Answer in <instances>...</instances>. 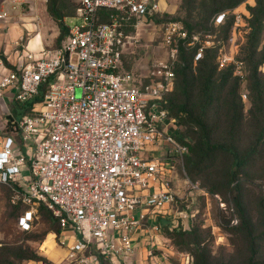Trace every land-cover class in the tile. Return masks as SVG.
<instances>
[{
  "label": "built area",
  "instance_id": "2783aa9c",
  "mask_svg": "<svg viewBox=\"0 0 264 264\" xmlns=\"http://www.w3.org/2000/svg\"><path fill=\"white\" fill-rule=\"evenodd\" d=\"M102 8L113 10L106 22L99 21ZM162 11L161 0H80L60 47L22 52L13 63L7 58L12 66L0 57V109L10 110L2 116L0 186L24 206L21 231L33 230L41 205L52 211L66 233L67 264H133L135 256L144 264H194L168 239L158 241L151 232L159 224L147 220L176 203L171 177L176 167L184 169L189 151L168 108L176 67L182 52L192 53L196 64L208 50H217L220 67L235 64L242 78L245 66L236 58L238 46L220 35L224 11L213 28L196 33L178 20L165 22L164 60L141 75L124 69L135 36L125 33L122 20L135 18L139 27ZM233 13L239 28L245 13ZM30 102L31 113L11 110ZM147 145L156 150L145 153ZM145 225L142 254L134 234Z\"/></svg>",
  "mask_w": 264,
  "mask_h": 264
},
{
  "label": "trees",
  "instance_id": "16d2710c",
  "mask_svg": "<svg viewBox=\"0 0 264 264\" xmlns=\"http://www.w3.org/2000/svg\"><path fill=\"white\" fill-rule=\"evenodd\" d=\"M183 1L191 2L190 0ZM193 1L192 10L200 7L195 5L196 0ZM244 1L205 0L200 7L201 18L204 17L203 22L178 21L182 22L190 33H196L203 29H210L208 23L212 15H214V19L218 13L228 11L225 22L218 27L220 35L224 39H228L232 37L235 29L241 31L240 27H234L235 14L233 10ZM47 11L58 23L61 46L69 34L68 27L63 22V0H47ZM251 11L245 13L247 22L244 25L245 35H242L244 41L238 47L236 54L237 60L244 63V77L235 74V64L220 67L217 50H208L204 58L196 64L193 62L192 53L182 52L176 67V85L169 95L170 115L176 118L180 124L177 137L189 149L185 159L188 158L190 171L205 173L208 177L207 184H209L210 190L224 195L240 193L243 184L250 182L252 170L258 159L263 158L264 166L262 154V145H264V75L259 71L264 63V51H261L259 47L264 30V0H257V6ZM112 12L113 10L110 9H100L99 21H108ZM164 14V11L157 12L151 20L154 21ZM122 22L123 30L126 34H130L127 31L135 27L136 19L131 18L122 20ZM165 22L168 21H164L162 25ZM0 57L6 61L8 66H12L2 52H0ZM244 82H247L256 98L255 105L247 113L244 112L242 93H240L241 84ZM40 99L38 97L36 100ZM32 104L33 102L16 105L14 114L20 117L31 113ZM221 120L226 121L224 128H221L219 124ZM245 125L251 128L252 142L248 148L241 150L240 143L245 132ZM194 191L199 190L194 189ZM235 200L240 209L241 223L245 227H249L240 196ZM262 202H264L263 199ZM184 211L189 212L190 210L186 208ZM40 213H43L53 224L60 225L52 211L44 205L39 207L38 215ZM189 218L194 219L193 216ZM60 226L51 228V231L60 233L62 227ZM247 232L251 233L250 230ZM166 236L169 244L173 245L177 251L189 249L190 252H180L191 254L194 264H210L209 249L203 244L196 229L173 228L170 230L168 227ZM23 259L44 260L45 258L35 251L14 250L11 247L0 248V264H16L17 260Z\"/></svg>",
  "mask_w": 264,
  "mask_h": 264
},
{
  "label": "rangeland",
  "instance_id": "374dc122",
  "mask_svg": "<svg viewBox=\"0 0 264 264\" xmlns=\"http://www.w3.org/2000/svg\"><path fill=\"white\" fill-rule=\"evenodd\" d=\"M79 1L63 0L64 23L67 21L68 24H72L76 21L75 19H71V17L76 14L75 8ZM190 1L189 3H185L183 0H161L165 14L156 19L159 21L143 22L139 27L135 26L133 29H128L127 32L133 34L135 38L128 44L129 47L124 55V69L141 75L153 63L164 60L165 50L162 46V23L164 21L183 20L190 23L204 21V17L201 18L200 7L204 4L205 0H196L195 5L200 7L194 10L191 9L194 1ZM8 2L12 5L14 4L13 0H9ZM4 5L7 6L5 1L0 0V13L6 12L1 11L5 9L3 8ZM29 5L30 3H26L21 7L22 13L30 9ZM37 6L40 10H44L45 8L43 4H38ZM256 6L257 0H245L236 6L235 9L248 13L249 11L252 12L251 10ZM8 7L10 8L11 6ZM9 15V18H0V52L7 58L16 53L14 46H12L15 41L18 40L21 45L26 44L31 35L28 34L29 32L16 37H14V34L8 36L3 34L4 31L9 29V24L20 25L25 20L22 17L18 18L19 13L16 14L14 10ZM213 16H211L208 23L210 28H213ZM48 18L52 21V25L48 26V32H45L43 35L44 41H46L45 48L54 49L59 47L62 41L59 39V34L54 33L55 25L58 26V23L49 13ZM37 21H40V19L35 20L36 23ZM245 22H247V16L244 17V23L240 26L241 31L235 29L232 37L228 38L233 49H236L237 46L239 47L244 41L242 35H245ZM7 26L8 28H6ZM8 47L10 49L6 53ZM259 47L261 51H264V30ZM259 71L264 75V63L259 68ZM240 93H242L241 100L244 112L247 113L255 105L256 98L252 94L247 82L241 84ZM244 93H248L247 98L243 96ZM75 97L77 99L83 97V88L81 86L76 87ZM11 110L14 111L15 109ZM9 111V109H0L1 134L4 131L2 116L9 114ZM219 124L221 128H224L226 121L221 120ZM244 131L240 143L241 150L248 148L252 142L251 128L245 125ZM262 146L264 157V145ZM142 150L148 153L151 150L155 151L156 148L147 145ZM157 152L163 153L164 150L159 149ZM262 161L263 158L258 159L255 168L252 170L250 182L243 184L240 193L235 192L232 195H224L210 190L209 184H207L208 177L205 173L191 172L188 166V158H186L184 169L176 167L171 177L173 189L177 193L176 203L173 207L167 208L166 212L162 214L156 213V215H152L147 219L151 220L149 221V225L152 226L155 223H159L160 232L165 239L167 238L166 231L168 227L170 230L173 228L183 230L196 229L203 244L209 249L210 264H264V202H262V199L264 200V187H262L264 184V166ZM192 185H197L200 190L194 191ZM202 191L207 192L208 195H205ZM239 196L249 227H245L241 223L240 209L235 200ZM11 200L12 193L10 189L6 186H0V248L11 247L14 250L35 251L38 255L45 258L44 260H17L16 264H67L66 247L63 242L66 236L64 229L58 223L53 224L43 213H40L35 220L33 230L28 232L21 231L17 227V217L24 206L21 204L14 205ZM186 208H189L188 214L193 216V220L186 216L184 212ZM59 226L61 227L60 233L51 231V228H58ZM247 230H250L252 234H249ZM180 251L190 252L189 249Z\"/></svg>",
  "mask_w": 264,
  "mask_h": 264
},
{
  "label": "crops",
  "instance_id": "0c3cea01",
  "mask_svg": "<svg viewBox=\"0 0 264 264\" xmlns=\"http://www.w3.org/2000/svg\"><path fill=\"white\" fill-rule=\"evenodd\" d=\"M7 6H3V10L1 11H6L8 13V18L10 17V12L14 10L16 14L19 13L18 18H23L27 21H22L20 25H15V24H9L10 27L7 31H4L3 34L5 35H13L14 37L24 34L26 32H29L28 34H31L30 37L28 38L26 44H17L18 40L14 42V49L16 53L8 57L11 63L16 62L17 56L22 54V52H35L38 53L41 49L46 47V41H44L43 35L45 32H48V26L52 25L50 19L48 18V13H47V0H13L14 4L12 5L9 3V0H4ZM12 2V1H11ZM26 3H30L29 7L30 9L22 13L21 7L25 5ZM11 4V5H10ZM38 4H43L44 5V10H40L38 8ZM36 5V6H35ZM8 6H11L10 8ZM7 7V8H6ZM5 19V18H4ZM40 19V21L35 22V20ZM47 25V26H46ZM50 27V26H49ZM56 28H54V33L59 34V28L57 25H55ZM8 28V26L6 27ZM10 40V39H9ZM25 45V46H24ZM11 46V48H12ZM21 47H23L21 49ZM10 48H7L6 53H8ZM151 220H148V222ZM147 222H145L146 224ZM149 231L145 228H139L134 234L135 237V243L137 244V250L141 252L142 254L144 253V241L148 239L149 237ZM158 241H162L165 239V237L161 234L160 231L157 232H151ZM133 264H144L141 260L139 261L138 257H133Z\"/></svg>",
  "mask_w": 264,
  "mask_h": 264
}]
</instances>
